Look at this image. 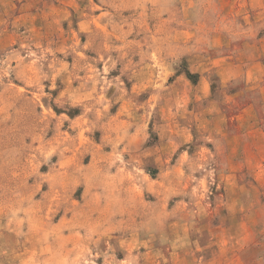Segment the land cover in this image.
<instances>
[{"label":"rangeland","instance_id":"rangeland-1","mask_svg":"<svg viewBox=\"0 0 264 264\" xmlns=\"http://www.w3.org/2000/svg\"><path fill=\"white\" fill-rule=\"evenodd\" d=\"M6 1L0 264H264L263 1Z\"/></svg>","mask_w":264,"mask_h":264},{"label":"crops","instance_id":"crops-1","mask_svg":"<svg viewBox=\"0 0 264 264\" xmlns=\"http://www.w3.org/2000/svg\"><path fill=\"white\" fill-rule=\"evenodd\" d=\"M21 3L23 2H29L30 0H19ZM34 1V5L36 8H39V3L42 0H31ZM262 2V12H264V0H261ZM5 2V0H4ZM6 2L10 3L11 0H7ZM36 3V4H35ZM36 9V10H37ZM261 26L264 28V16L262 19ZM264 32V30H263ZM261 43L263 50L258 51H248L246 52L247 57L250 59L246 63L245 67V73L246 75L253 76V75H261L262 79L264 80V33L261 35ZM261 93L264 94V83L261 88ZM263 98H261L260 106L262 109H264V95H262ZM253 108L258 106V104H251ZM249 107V106H248ZM249 119H252L250 117H246V121L248 122ZM262 121H264V117H262ZM246 156L249 155L250 150L248 148L245 149ZM225 182V183H224ZM218 186L222 185L225 190V194L222 195V197H217L215 200H213L212 204H216L217 202L220 204H226V206L229 208V219H235L237 223L233 224L229 228V233L232 236H238V240L244 241L245 244H247V239L249 236H251L254 233V225L257 222V219H261V215L258 212V209L254 208L255 204L259 203L258 198H254L252 196V191L250 189L249 184L243 180V178L239 179L236 178V176L232 175L231 178L225 180L224 178L222 180L218 181ZM238 203L244 204V206H241L240 208H237L236 205ZM215 206V205H214ZM215 206L214 208H216ZM252 219V221H250Z\"/></svg>","mask_w":264,"mask_h":264}]
</instances>
